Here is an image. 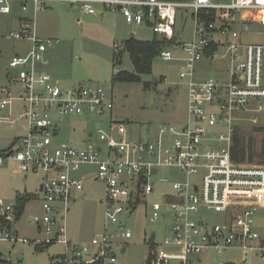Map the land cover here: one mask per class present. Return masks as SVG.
<instances>
[{
    "label": "built area",
    "instance_id": "built-area-1",
    "mask_svg": "<svg viewBox=\"0 0 264 264\" xmlns=\"http://www.w3.org/2000/svg\"><path fill=\"white\" fill-rule=\"evenodd\" d=\"M12 2H17L22 11L32 4L34 12L47 3L67 2L88 15L96 14V6H100L118 12L126 23L145 24L154 35L172 40L170 46L182 53L172 56L162 50L159 54L164 61L181 64L178 75L187 85V118L181 129L162 127L153 142H124L118 134H112L110 124V133L96 130L97 140L90 134L83 146L52 152L51 137L57 132L50 111L59 123L67 115H100L111 110L112 103L101 90L62 92L51 84L49 76L36 68L37 63L45 64L44 53L51 42L43 43L31 34V19L21 24L19 33L9 34L12 39L33 41L26 55L15 54L8 63L17 71L15 78L23 88L17 99L24 102L18 120L24 121L28 135L21 145L0 154V168L3 160L12 159L18 164V173H45L46 180L39 188L43 214L33 216L31 224L64 244L60 264L116 262L112 235L106 228L102 235L92 238L90 246L70 251L62 221L74 195L83 189L82 183L70 176L80 164L97 166L93 178L106 187L100 203L105 206L107 224H118L119 216L132 211L141 198L152 193L150 180L157 178L159 168L175 167L186 177L184 183L172 184L173 195L164 196L167 209L162 211L158 204L151 207L152 222L169 218L171 225H164L166 233L160 248L166 249H156L148 264H192L191 255L211 249L222 254L229 248L248 250L263 258L264 233L256 229L255 212L264 209V165L233 162L231 148L235 131L257 127L258 114L264 110V0H0V15L10 14ZM181 9L191 13L193 22V41L187 45L175 43L177 12ZM243 33L259 34L263 40L242 45L239 40ZM203 61L220 66L216 77L197 74L195 64ZM2 93L6 98L0 101V109L4 110L13 99L7 89ZM0 123L12 125L14 121L0 118ZM121 131L123 127H118ZM33 136H38L34 144ZM166 181L158 178V182ZM11 210L6 206L0 212V218L9 224ZM204 212L225 213L228 221L209 226ZM120 229L121 237L131 238L127 229ZM7 231L0 226V233H5L0 239L12 240ZM51 241L47 238L45 243Z\"/></svg>",
    "mask_w": 264,
    "mask_h": 264
},
{
    "label": "rangeland",
    "instance_id": "rangeland-1",
    "mask_svg": "<svg viewBox=\"0 0 264 264\" xmlns=\"http://www.w3.org/2000/svg\"><path fill=\"white\" fill-rule=\"evenodd\" d=\"M11 10L10 14L0 15V101L6 98L3 89L9 91L13 100L9 108L0 109V118H9L14 123H0V150L18 147L28 135L24 121L18 120L24 102L17 99L23 93V88L15 78L17 71L8 66L15 54L24 56L33 46V41L28 38L9 37L10 33L20 32L22 22L17 15L31 19V34L37 40L51 42L44 54L45 64L37 63L36 68L49 76L52 85L62 92L78 88L101 90L112 103V109L100 115H67L59 123L54 111H50V118L55 122L53 129L57 131V136L51 137L52 152L56 148L81 146L90 134L92 140H97L96 130L110 133V124H113L112 134H118L124 142H153L159 137L160 128L174 126L181 129L185 125L187 85L179 78V62L164 61L156 56L151 73L142 75L140 82L114 80V75L119 71L133 70L128 54L122 52L124 41L130 37L151 41L155 37L145 24L126 23L118 12L104 10L100 6H96V14L88 15L67 2L47 3L44 9L35 12L32 4L22 11L17 2H12ZM190 14L184 9L177 12V44L187 45L193 41ZM262 40L259 34L243 33L239 41L242 45H248L261 43ZM117 45L116 50L122 54L116 60L114 56ZM162 50L169 51L172 56L182 55L181 51L171 46H162ZM195 69L200 77H216L221 71L216 63L204 61L196 63ZM261 82L264 86V58ZM258 115L257 126L264 127V110ZM118 127H123V131L119 133ZM262 137L264 134L255 136L257 152ZM37 139L38 136H33L31 142L34 144ZM253 165L262 166L264 163ZM17 166L16 161L5 159L0 168V212L6 206L12 208L8 212L10 229L7 231L12 240L0 239V264H60L65 254L64 244L53 240L54 235L47 237L44 229L31 224L33 216L43 214L39 188L46 180L45 173L41 170L18 173ZM96 172V165L80 164L70 174L82 183L83 188L74 195L62 221L71 245L70 251L90 246L92 238L102 235L106 228V232L112 235L113 254L116 258L114 264H146L156 249H166L160 248L166 233L164 225H171L169 218L152 222L151 207L158 204L162 211L167 209L164 196L173 195L172 184L184 183L186 177L175 167L159 168L157 178L150 180L152 193L141 198L132 211L119 216L118 224H107L104 218L105 206L100 203L105 197L106 187L103 181L93 178ZM158 178H167L168 181L158 182ZM189 180L192 182L193 177ZM18 198L27 201L17 219ZM203 218L209 226L225 225L228 221L225 213L204 212ZM255 219L264 232V210L256 211ZM120 227L127 229L131 238L121 237ZM257 230L260 232V229ZM4 236L5 233H0V238ZM47 238L52 241L45 243ZM190 259L192 264H264V258L257 254L235 248H229L222 254L211 249L197 256L191 255Z\"/></svg>",
    "mask_w": 264,
    "mask_h": 264
},
{
    "label": "trees",
    "instance_id": "trees-1",
    "mask_svg": "<svg viewBox=\"0 0 264 264\" xmlns=\"http://www.w3.org/2000/svg\"><path fill=\"white\" fill-rule=\"evenodd\" d=\"M176 1V0H171ZM155 37L151 41H141L133 37L126 39L122 46V52L128 54L132 63V72H118L114 75L115 81L136 83L141 81V76L150 74L152 69L153 59L159 56L162 51V46H170L172 40L165 38ZM115 48V59L121 57L122 52ZM258 134H264V127H244L237 129L233 137V145L231 148V159L238 164H263L264 163V137L261 139L260 150H255L256 139ZM5 150H0L2 154ZM18 204L16 208V218L21 215L24 205L26 203L25 198H18ZM0 226L10 229V224L6 222L2 217L0 218ZM153 245V244H152ZM149 262V261H148ZM148 262L146 264H148Z\"/></svg>",
    "mask_w": 264,
    "mask_h": 264
},
{
    "label": "crops",
    "instance_id": "crops-1",
    "mask_svg": "<svg viewBox=\"0 0 264 264\" xmlns=\"http://www.w3.org/2000/svg\"><path fill=\"white\" fill-rule=\"evenodd\" d=\"M18 6H19V4H18ZM11 12H12V10H11ZM18 16V18L20 19L19 21L20 22H25V21H27L28 19L27 18H24V17H20V15H17ZM22 23H20V26H21V24ZM21 28V27H20ZM47 51V50H46ZM46 53V52H45ZM44 53V54H45ZM41 68V67H40ZM38 69V68H37ZM39 70V69H38ZM39 71H42V70H39ZM55 132H57V131H55ZM55 132H53V133H55ZM54 137H55V134H54ZM86 140H87V137H86ZM86 140H84L83 141V143L81 144V146H83L84 144H85V142H86ZM259 210H264V209H259ZM256 229H260V231L261 232H263V229L262 228H260L258 225H257V223H256ZM264 233V232H263ZM124 252V251H123ZM264 258V257H263Z\"/></svg>",
    "mask_w": 264,
    "mask_h": 264
},
{
    "label": "water",
    "instance_id": "water-1",
    "mask_svg": "<svg viewBox=\"0 0 264 264\" xmlns=\"http://www.w3.org/2000/svg\"><path fill=\"white\" fill-rule=\"evenodd\" d=\"M153 172H155V170H153ZM124 250H122V252H123Z\"/></svg>",
    "mask_w": 264,
    "mask_h": 264
}]
</instances>
